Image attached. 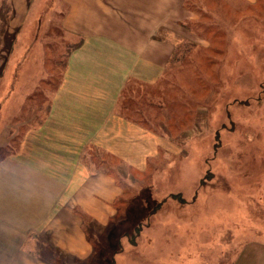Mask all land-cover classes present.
<instances>
[{
	"label": "rangeland",
	"instance_id": "rangeland-1",
	"mask_svg": "<svg viewBox=\"0 0 264 264\" xmlns=\"http://www.w3.org/2000/svg\"><path fill=\"white\" fill-rule=\"evenodd\" d=\"M57 1L35 0L21 26L10 14L0 45V103L17 72L23 79L11 111L21 109L24 93L36 92L32 106L46 103L61 76L71 39L52 11ZM185 7L190 18L174 23L181 36L170 38L174 52L160 79L166 104L155 90L139 96L153 116L145 123L160 133L159 149L143 170L109 160L128 193L120 221L99 235L91 226L94 258L67 264H110L112 257L114 264H251L253 248L255 264H264V244L251 243L264 239V0H187ZM150 96L154 105L146 103ZM169 99L184 104L171 108ZM148 106H160L163 121ZM13 123L5 117L0 142Z\"/></svg>",
	"mask_w": 264,
	"mask_h": 264
},
{
	"label": "crops",
	"instance_id": "crops-1",
	"mask_svg": "<svg viewBox=\"0 0 264 264\" xmlns=\"http://www.w3.org/2000/svg\"><path fill=\"white\" fill-rule=\"evenodd\" d=\"M11 1L10 22L21 26L35 0ZM52 11L71 39L58 82L46 103L32 106L36 92L24 93L15 112L23 80L17 72L0 103V126L6 116L14 122L0 142V261L7 264L94 258L87 227L99 235L123 193L109 160L143 170L159 149L160 133L135 117L151 116L139 94L155 90L159 97L175 47L170 38L181 36L174 23L190 18L185 0H58ZM147 103L154 105V96ZM148 108L156 115L158 108ZM257 257L251 249V264Z\"/></svg>",
	"mask_w": 264,
	"mask_h": 264
},
{
	"label": "trees",
	"instance_id": "trees-1",
	"mask_svg": "<svg viewBox=\"0 0 264 264\" xmlns=\"http://www.w3.org/2000/svg\"><path fill=\"white\" fill-rule=\"evenodd\" d=\"M185 4L187 5V0H185ZM12 4H11V0H10V2H9V0H0V45L2 44V42L4 41V35H5V32H6V30H7V26H8V23H9V20H10V14H11V12H12ZM1 38H2V40H1ZM160 90V89H159ZM152 92H154V91H152ZM164 93H166V90L165 91H163ZM169 92H172V91H169ZM158 94L160 95V96H164V99H159L160 101H162L163 103H161L160 102V105H165L166 104V98L168 97L167 96V94H161V92H158ZM141 94H139V96H140ZM142 95H143V93H142ZM169 95V94H168ZM173 95H174V93H173ZM184 99V98H183ZM171 99H169V103H170V105H172L171 106V108H174L175 106H176V108H177V105L178 104H181V105H183L182 103H178L175 99H174V101L173 100H171V101H173L172 103H171V101H170ZM177 102V104H176V102ZM147 103V102H146ZM150 104V103H149ZM154 104V103H153ZM139 105V104H138ZM151 105V104H150ZM187 104H185L184 105V107L186 106ZM155 108V107H154ZM158 109H160V106H158ZM159 110H157V111H155L154 112V114H156L157 115V117H159ZM145 116L146 115H143V114H139V115H135V117H137L139 120H142L143 122H144V124L145 125H147L148 127H150V128H152L151 127V125H149V124H147V123H145ZM146 117H150V116H146ZM151 117H153V116H151ZM150 118H148L147 120H149ZM159 121H163V119H161L160 117H159ZM163 126H168V124H166L165 122L162 124V125H160V128L161 129H163L162 127ZM114 170V169H113ZM114 173H115V170H114ZM118 181V180H117ZM120 181L121 180H119L118 182H119V185L123 188V193H122V195L120 196V197H118L116 200H115V206H116V208H117V211H116V213L113 215V217H110V219H109V221H108V223H107V227H109L110 229H113V228H111V227H115V225L117 224V223H119V217L121 216L120 214H121V203L124 201V197H127V195H128V193H127V191H126V189H125V187L120 183ZM154 211H152V213H153ZM85 219L86 220H88V217H85ZM124 219V218H123ZM118 221V222H117ZM122 221V220H121ZM90 222H91V220H90ZM106 227V228H107ZM120 229H122L123 228V226L121 225V227H119ZM87 232L89 233V235L91 236V240H92V242H93V244L95 245L96 244V239L94 240V235H92L91 234V232H93L92 231V228H91V225H89L88 227H87ZM111 235H112V232L110 231V233H109V235L107 236V243H106V245L108 244V245H111ZM114 239V238H113ZM113 251H114V249H113ZM113 251H112V253H113ZM117 252H119V248L117 247V249L114 251V254H117ZM104 257H106V255L105 256H103L102 258H101V260H103V258ZM110 264H114V257H112V260H111V263Z\"/></svg>",
	"mask_w": 264,
	"mask_h": 264
}]
</instances>
